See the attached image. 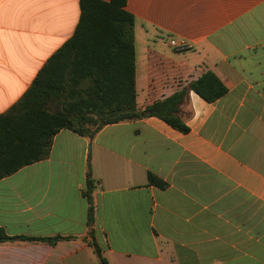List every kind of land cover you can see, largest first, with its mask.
I'll list each match as a JSON object with an SVG mask.
<instances>
[{
    "label": "crops",
    "instance_id": "0c3cea01",
    "mask_svg": "<svg viewBox=\"0 0 264 264\" xmlns=\"http://www.w3.org/2000/svg\"><path fill=\"white\" fill-rule=\"evenodd\" d=\"M125 9L137 112L205 72L226 93L208 103L188 91L185 134L156 117L92 138L59 131L46 159L0 179V229L15 238L0 244V264H100L90 231L106 264H264V0H126ZM79 16V0H0V114Z\"/></svg>",
    "mask_w": 264,
    "mask_h": 264
},
{
    "label": "trees",
    "instance_id": "16d2710c",
    "mask_svg": "<svg viewBox=\"0 0 264 264\" xmlns=\"http://www.w3.org/2000/svg\"><path fill=\"white\" fill-rule=\"evenodd\" d=\"M126 0H79L80 16L73 35L46 61L30 87L0 114V179L46 159L53 137L61 130L92 138L103 127L138 118L156 117L180 133L188 127L178 116L188 91L208 103L226 88L205 72L187 88L162 101L136 110L134 17ZM149 185L165 188L152 174ZM93 183L86 180L88 225L92 222ZM100 264H106L93 233H88ZM0 229V244L13 241ZM53 244L62 237L23 238Z\"/></svg>",
    "mask_w": 264,
    "mask_h": 264
},
{
    "label": "built area",
    "instance_id": "2783aa9c",
    "mask_svg": "<svg viewBox=\"0 0 264 264\" xmlns=\"http://www.w3.org/2000/svg\"><path fill=\"white\" fill-rule=\"evenodd\" d=\"M169 46L175 51H182L188 48V46L177 44L174 41H170Z\"/></svg>",
    "mask_w": 264,
    "mask_h": 264
}]
</instances>
